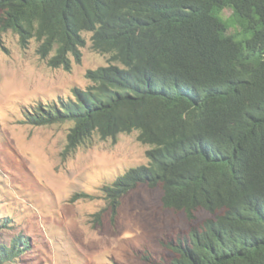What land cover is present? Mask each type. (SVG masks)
<instances>
[{"label": "trees", "instance_id": "1", "mask_svg": "<svg viewBox=\"0 0 264 264\" xmlns=\"http://www.w3.org/2000/svg\"><path fill=\"white\" fill-rule=\"evenodd\" d=\"M9 30L52 68L80 61L85 32L110 56L26 119L70 123L65 151L137 132L147 164L101 189L112 218L136 187H159L164 209L208 214L164 243L165 264H264V0H0V47ZM26 249L20 236L0 245V264Z\"/></svg>", "mask_w": 264, "mask_h": 264}, {"label": "rangeland", "instance_id": "2", "mask_svg": "<svg viewBox=\"0 0 264 264\" xmlns=\"http://www.w3.org/2000/svg\"><path fill=\"white\" fill-rule=\"evenodd\" d=\"M230 14L223 9L220 15L225 20ZM82 36L80 61L71 57L69 71L49 67L34 39L22 48L16 33L2 36L0 245L9 246L18 236L28 242L23 254L5 264H147L144 256L165 264L171 255L164 243L183 238L208 214L197 210L190 221L162 207L159 187L140 185L121 200L112 218L101 189L147 164L148 147L137 141V132L105 140L93 134L65 151L70 123H27L35 106L72 98L73 88L90 85L86 71L109 64V55L93 51L91 33Z\"/></svg>", "mask_w": 264, "mask_h": 264}]
</instances>
